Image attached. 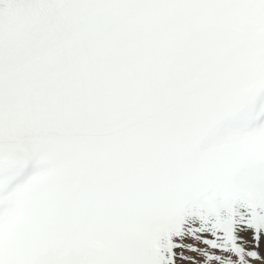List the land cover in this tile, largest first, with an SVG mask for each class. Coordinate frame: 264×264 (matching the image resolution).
<instances>
[{
    "label": "snow or ice",
    "instance_id": "6c2138e0",
    "mask_svg": "<svg viewBox=\"0 0 264 264\" xmlns=\"http://www.w3.org/2000/svg\"><path fill=\"white\" fill-rule=\"evenodd\" d=\"M0 264H264V0H0Z\"/></svg>",
    "mask_w": 264,
    "mask_h": 264
}]
</instances>
